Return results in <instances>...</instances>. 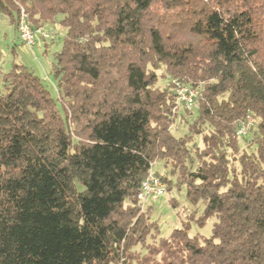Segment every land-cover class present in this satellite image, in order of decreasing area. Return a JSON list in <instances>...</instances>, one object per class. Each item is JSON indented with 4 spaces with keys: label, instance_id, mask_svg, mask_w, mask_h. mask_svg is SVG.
<instances>
[{
    "label": "trees",
    "instance_id": "trees-1",
    "mask_svg": "<svg viewBox=\"0 0 264 264\" xmlns=\"http://www.w3.org/2000/svg\"><path fill=\"white\" fill-rule=\"evenodd\" d=\"M20 8L64 36L56 99L23 64L2 74L0 264H116L152 229L131 224L154 162L215 222L205 239L182 223L140 264H264V0H0L19 41ZM176 82L196 92L181 137Z\"/></svg>",
    "mask_w": 264,
    "mask_h": 264
},
{
    "label": "rangeland",
    "instance_id": "rangeland-1",
    "mask_svg": "<svg viewBox=\"0 0 264 264\" xmlns=\"http://www.w3.org/2000/svg\"><path fill=\"white\" fill-rule=\"evenodd\" d=\"M43 29L49 36L48 39H45L46 45L42 39H39L36 45L30 50L18 40L10 18L5 15H0V87H2V74L9 70L12 63H18L23 64L26 68L42 78L49 88L52 97L57 98L55 81L51 76V71L54 54L61 48L64 30L50 23H45ZM161 73V70L157 71L158 76H161ZM155 86L159 90L163 88L171 89L172 87L167 79L162 78L158 79ZM196 110L197 104L191 109L184 108L182 104L176 105L174 111L179 115L183 114V117L180 119L179 115L176 116L175 121L171 125V132L175 137H181L188 132V125L195 118ZM239 142L243 148L249 144L242 138L239 139ZM194 143L201 146V137H195ZM152 166L153 171L166 177V181L164 182L166 191L160 197L147 198L146 207L140 209L131 226H133L135 220L141 215L145 224L152 226V229L146 236L144 243L122 251L116 264H140L141 256L145 254V248L147 246L153 247L161 238H167L174 229L181 228L182 223L189 225L188 234L190 237L205 239L209 238L212 234L215 218L211 217L204 221L203 224L199 223V219L204 210V203L199 201L195 205H191L187 201L186 186H178L175 183V177L169 175V168L164 167L162 162H154ZM169 183L172 186L168 190Z\"/></svg>",
    "mask_w": 264,
    "mask_h": 264
},
{
    "label": "built area",
    "instance_id": "built-area-1",
    "mask_svg": "<svg viewBox=\"0 0 264 264\" xmlns=\"http://www.w3.org/2000/svg\"><path fill=\"white\" fill-rule=\"evenodd\" d=\"M17 32L22 45L30 50L36 45L40 38L48 37V33L42 27L36 29H32L30 27L27 14L22 8H20L17 18ZM174 91L179 104H182L187 109H190L194 106V98L196 96V92L194 90L190 89L185 84L176 82L174 84ZM251 124V121L248 120L247 123H245V125H243V127L237 131V135H245ZM163 193V183L153 174L152 169H150L147 177L141 184V189L137 196V199L140 203V209L144 208L147 198L160 197L163 195Z\"/></svg>",
    "mask_w": 264,
    "mask_h": 264
},
{
    "label": "crops",
    "instance_id": "crops-1",
    "mask_svg": "<svg viewBox=\"0 0 264 264\" xmlns=\"http://www.w3.org/2000/svg\"><path fill=\"white\" fill-rule=\"evenodd\" d=\"M17 35V34H16Z\"/></svg>",
    "mask_w": 264,
    "mask_h": 264
}]
</instances>
